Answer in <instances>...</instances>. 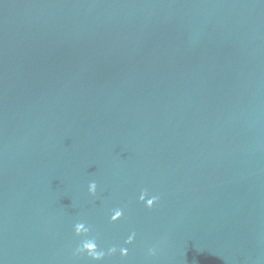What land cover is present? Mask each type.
<instances>
[{
  "label": "water",
  "instance_id": "obj_1",
  "mask_svg": "<svg viewBox=\"0 0 264 264\" xmlns=\"http://www.w3.org/2000/svg\"><path fill=\"white\" fill-rule=\"evenodd\" d=\"M0 264H264V0H0Z\"/></svg>",
  "mask_w": 264,
  "mask_h": 264
},
{
  "label": "clouds",
  "instance_id": "obj_2",
  "mask_svg": "<svg viewBox=\"0 0 264 264\" xmlns=\"http://www.w3.org/2000/svg\"><path fill=\"white\" fill-rule=\"evenodd\" d=\"M96 191H97V185L95 182H93L90 187H89V194L92 195V196H95L96 194ZM158 199V197H153L152 200H149L147 202V207L148 208H151V206L153 205L154 201L156 202ZM121 213L119 211H117L115 213L114 216L111 217V221H116V219L118 217H120ZM82 229V223L78 222L74 225V232L77 236H80L82 234L86 235L87 232L84 231L82 232L81 231ZM133 235H130L128 237V240L126 241V243H131L132 240H133ZM110 252H115L116 249L115 248H112L109 250ZM77 252L78 253H87L88 256L92 259V260H101L103 257H104V252L103 251H98L97 250V244H96V241L95 239H85L81 242L80 246L77 248ZM120 255L121 256H127L128 255V250L126 248H121L120 249Z\"/></svg>",
  "mask_w": 264,
  "mask_h": 264
}]
</instances>
